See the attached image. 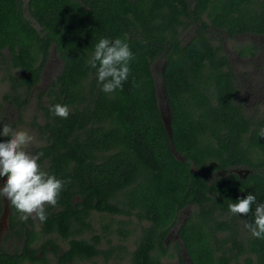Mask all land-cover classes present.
Masks as SVG:
<instances>
[{
  "label": "trees",
  "instance_id": "obj_1",
  "mask_svg": "<svg viewBox=\"0 0 264 264\" xmlns=\"http://www.w3.org/2000/svg\"><path fill=\"white\" fill-rule=\"evenodd\" d=\"M209 28L264 35V0H0V54L7 49L15 69L5 98L17 108L26 103L49 46L61 60L43 90L37 127L44 142L33 154L43 153L42 169L67 181L57 206L46 205L43 223L21 221L7 202L4 237L19 245L0 246V264H86L111 256L97 246L93 211L144 221L128 264H161L170 255L163 238L184 206L191 209L177 234L191 264H264V239L240 232L254 221L255 205L247 215L228 208L249 193L264 203V103L250 115L235 100L234 72ZM100 38L125 40L134 56L122 89L112 93L102 91L88 64ZM161 55L169 133L150 68ZM57 103L68 106V118L49 111ZM218 171L225 172L208 178ZM172 245L179 258L178 243Z\"/></svg>",
  "mask_w": 264,
  "mask_h": 264
},
{
  "label": "rangeland",
  "instance_id": "obj_2",
  "mask_svg": "<svg viewBox=\"0 0 264 264\" xmlns=\"http://www.w3.org/2000/svg\"><path fill=\"white\" fill-rule=\"evenodd\" d=\"M24 1V0H23ZM23 11L25 12L24 8ZM26 14V12H25ZM191 31L185 33V38L190 35ZM209 36L213 42L218 39L221 41L222 48L228 58L230 66L235 75L236 97L245 113L250 115L260 114L263 110L264 103V35L255 33H236L228 36L224 32L215 28H209ZM254 44L252 54L239 55L237 49L241 46ZM164 57H155L150 64L151 73L155 84V94L157 105L166 129L169 128L170 110L167 99L165 97L161 70ZM61 60L54 51L52 45L48 48L47 57L39 73L38 82L30 89L26 103L17 108L9 99L5 98L10 91L8 83V74L15 71L9 65V52L7 49H1L0 54V128L4 123L17 130H26L34 137L33 143L28 146V150L33 153L34 147L44 142V134L39 131L38 125L43 122L40 111V104L45 102V94L43 90L50 82L51 78L60 70ZM2 137V136H1ZM229 170L236 171L239 174L247 172V168L243 166H233ZM225 171H218L208 174V178L222 174ZM3 179L0 177V186H3ZM2 209L0 212V246L7 251L17 248L19 242L11 237H4L7 231V201L2 200ZM191 206L182 207L176 214L174 223L166 232L163 243L167 245V251L170 255L163 256L161 264H191L187 254L180 244L177 234L178 225L186 218ZM32 219H35L31 217ZM123 221V223L121 222ZM91 229L99 234L100 239L98 247L102 249L110 248L111 256L104 258L101 254L94 256L86 264H128L129 251L134 247L138 236L139 226L144 221H138L135 216L129 215H108L104 212L93 211L90 216ZM105 225V226H104ZM36 228V225H35ZM119 228L127 229L128 234L122 236ZM240 232L242 236L249 234L246 227L241 226ZM86 232V235H89ZM178 243L179 258L173 248V243ZM63 246V244H61ZM49 261L52 262L53 257L48 253ZM29 264V263H26Z\"/></svg>",
  "mask_w": 264,
  "mask_h": 264
},
{
  "label": "clouds",
  "instance_id": "obj_3",
  "mask_svg": "<svg viewBox=\"0 0 264 264\" xmlns=\"http://www.w3.org/2000/svg\"><path fill=\"white\" fill-rule=\"evenodd\" d=\"M133 58L125 40L100 38L88 64L96 69L102 91L112 93L122 89L130 72L129 62ZM49 111L63 119L70 114L68 106L60 103L51 105ZM261 134L264 135V130ZM0 136L7 138L0 142V177L6 178L3 186H0V199L6 200L20 213L21 221L33 217L41 223L45 222L48 216L46 205L57 206L58 196L67 181L42 169L38 161L43 153L33 154L28 150L34 141L28 131L13 129L4 123ZM253 205L254 221L246 223L245 227L253 237L264 239V203H257L255 195L249 193L242 199L238 198L237 202L229 203L228 208L234 215H247Z\"/></svg>",
  "mask_w": 264,
  "mask_h": 264
},
{
  "label": "water",
  "instance_id": "obj_4",
  "mask_svg": "<svg viewBox=\"0 0 264 264\" xmlns=\"http://www.w3.org/2000/svg\"><path fill=\"white\" fill-rule=\"evenodd\" d=\"M164 127H165V126H164ZM165 130H166L167 133H169V128H168V129L165 128Z\"/></svg>",
  "mask_w": 264,
  "mask_h": 264
}]
</instances>
